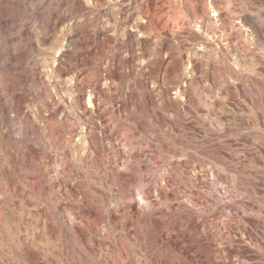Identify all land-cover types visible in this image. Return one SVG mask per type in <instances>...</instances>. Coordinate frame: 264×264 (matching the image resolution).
Returning <instances> with one entry per match:
<instances>
[{"label": "rangeland", "instance_id": "374dc122", "mask_svg": "<svg viewBox=\"0 0 264 264\" xmlns=\"http://www.w3.org/2000/svg\"><path fill=\"white\" fill-rule=\"evenodd\" d=\"M0 108V264H264V0H0Z\"/></svg>", "mask_w": 264, "mask_h": 264}, {"label": "bare ground", "instance_id": "6f19581e", "mask_svg": "<svg viewBox=\"0 0 264 264\" xmlns=\"http://www.w3.org/2000/svg\"><path fill=\"white\" fill-rule=\"evenodd\" d=\"M9 97V96H8ZM0 110H1V108H0ZM6 113V112H5ZM4 118V117H3Z\"/></svg>", "mask_w": 264, "mask_h": 264}]
</instances>
